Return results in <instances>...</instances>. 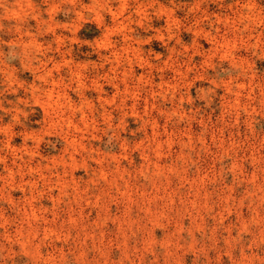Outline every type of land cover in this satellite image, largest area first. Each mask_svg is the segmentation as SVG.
<instances>
[{"label": "rangeland", "instance_id": "obj_1", "mask_svg": "<svg viewBox=\"0 0 264 264\" xmlns=\"http://www.w3.org/2000/svg\"><path fill=\"white\" fill-rule=\"evenodd\" d=\"M0 264H264V0H0Z\"/></svg>", "mask_w": 264, "mask_h": 264}]
</instances>
